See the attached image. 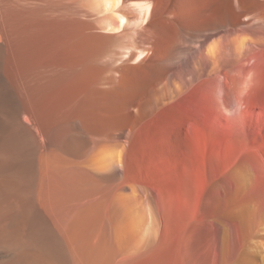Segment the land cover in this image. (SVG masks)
I'll return each mask as SVG.
<instances>
[{"label":"bare ground","instance_id":"1","mask_svg":"<svg viewBox=\"0 0 264 264\" xmlns=\"http://www.w3.org/2000/svg\"><path fill=\"white\" fill-rule=\"evenodd\" d=\"M181 116L264 125V0H0V264H203L145 166Z\"/></svg>","mask_w":264,"mask_h":264},{"label":"rangeland","instance_id":"2","mask_svg":"<svg viewBox=\"0 0 264 264\" xmlns=\"http://www.w3.org/2000/svg\"><path fill=\"white\" fill-rule=\"evenodd\" d=\"M174 124L169 139L153 128L145 141L146 170L173 206L174 248L189 233L194 261L264 264V125L242 123L231 137L210 138L182 116ZM212 222L222 227L218 262Z\"/></svg>","mask_w":264,"mask_h":264}]
</instances>
